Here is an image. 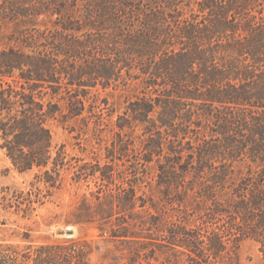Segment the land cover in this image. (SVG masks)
Instances as JSON below:
<instances>
[{"label": "trees", "instance_id": "1", "mask_svg": "<svg viewBox=\"0 0 264 264\" xmlns=\"http://www.w3.org/2000/svg\"><path fill=\"white\" fill-rule=\"evenodd\" d=\"M0 1V140L14 167L45 169L55 187L64 161L54 125L85 113L90 88L138 68L147 87H164L132 104L150 136L139 165L158 162V187L177 205V220L164 224L150 211L159 214L153 196H137V165L127 187L97 196L89 217L145 209L135 222L102 228L125 264L228 263L245 239L264 253V164L236 171L247 149L264 163V0H201L189 16L184 0ZM55 15V28H38L41 17ZM207 128L225 146L220 137L202 138ZM110 170L103 181L113 180ZM29 250L25 262L13 251L6 264H88L77 245Z\"/></svg>", "mask_w": 264, "mask_h": 264}, {"label": "rangeland", "instance_id": "2", "mask_svg": "<svg viewBox=\"0 0 264 264\" xmlns=\"http://www.w3.org/2000/svg\"><path fill=\"white\" fill-rule=\"evenodd\" d=\"M199 1L184 0L183 7L188 16L199 13ZM57 18V15L41 17L38 28H55ZM3 29L5 37L11 34L12 29ZM122 75L107 88L100 84L90 88L87 108L81 117L54 125L55 152H62L64 161L55 187L45 182V169L21 172L14 167L1 148L0 140V264H6V256L13 251L21 257L30 251L29 248L34 251L40 247L73 245L83 249L88 264H125L117 244L102 228L109 230L117 222H135L138 215H146L145 209L138 204L133 210L126 208L121 213L118 210L107 220L91 219L88 212L99 207L97 196L127 187L124 178L135 172L133 166H141L139 162L146 156L145 146L150 136L145 133L146 125L133 119L132 104L144 96H158L164 87H147L148 76L138 68L131 69L130 73L124 70ZM204 135L209 141L220 137L211 128L203 129L201 137ZM194 138L195 133H190L189 139L195 143ZM219 141L224 145V136ZM245 152L242 155L244 161L236 162L237 172L243 170L246 174L250 167L256 171L264 164L261 159L255 163L249 149ZM169 153V144H166L164 155L160 157L163 165L166 162L164 156ZM158 159L156 156L155 160ZM107 166L113 173L111 182L102 180V172ZM138 173L142 180L138 181L137 196L152 195L159 214L154 208L150 211L155 216L161 214L164 224L175 222L177 205L162 192L164 188L158 187L161 173L158 162L150 163L147 170L141 168ZM70 230L74 235L67 234ZM167 241L161 242L166 244ZM166 256H162L161 261H165ZM169 256L175 261L171 252ZM23 260L21 257L20 262H25ZM222 264H264L261 243L245 239L233 252L232 259Z\"/></svg>", "mask_w": 264, "mask_h": 264}, {"label": "water", "instance_id": "3", "mask_svg": "<svg viewBox=\"0 0 264 264\" xmlns=\"http://www.w3.org/2000/svg\"><path fill=\"white\" fill-rule=\"evenodd\" d=\"M68 235H74V231L70 230L67 232Z\"/></svg>", "mask_w": 264, "mask_h": 264}]
</instances>
